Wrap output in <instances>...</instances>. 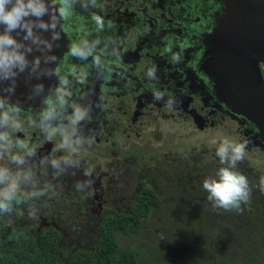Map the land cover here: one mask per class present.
<instances>
[{
	"label": "flooded vegetation",
	"instance_id": "obj_1",
	"mask_svg": "<svg viewBox=\"0 0 264 264\" xmlns=\"http://www.w3.org/2000/svg\"><path fill=\"white\" fill-rule=\"evenodd\" d=\"M219 7L220 0H76L72 14L61 22L64 35L53 46L56 55L51 54L57 58L55 70L70 81L63 89L69 101L63 127L47 139L37 117L39 97L14 118L22 131L0 125L10 137L0 141L7 145L0 166L13 173L31 171L18 194L28 207L19 210L13 223L22 220L31 233L48 227L69 235L67 229L77 226L96 227L102 216L87 226L77 224L80 219L127 211L147 190L158 197L154 210L173 213L188 200L184 194L161 196L163 191L174 193L181 185L183 193L190 192L193 183L215 176L223 166L216 147L233 134L235 142H246L245 157L235 170L247 177L251 195L241 205L245 212L264 211L259 187L264 168L257 162H264V142L252 121L225 103L214 77L203 68L205 42ZM93 14L102 17L103 29H97ZM84 35L100 42L96 55L102 67L92 57L78 60L69 54L71 43ZM73 69L84 74L82 82L71 75ZM74 111L83 117L76 124L71 122ZM16 140L36 152L19 169L11 161L21 154ZM78 184L84 187L78 190ZM127 184L132 193L116 196Z\"/></svg>",
	"mask_w": 264,
	"mask_h": 264
},
{
	"label": "clouds",
	"instance_id": "obj_2",
	"mask_svg": "<svg viewBox=\"0 0 264 264\" xmlns=\"http://www.w3.org/2000/svg\"><path fill=\"white\" fill-rule=\"evenodd\" d=\"M75 2L76 0H0V85L5 81L10 82L7 88L0 90V125L16 132L23 130L22 125L14 119L20 116L23 107L18 101H12L11 95L14 93L18 75L27 73L29 78L38 81L32 86L29 99L42 98V107L37 117L47 139L53 140L63 127L62 121L66 118L69 107L63 89L70 85V81L54 68H42V64L51 65L57 62V58L51 53L55 42L61 38L58 29L61 28V22L72 14ZM91 18L98 30L103 29L102 17L93 14ZM45 32L50 33V36L41 35ZM99 43L98 40L89 42L87 35L80 36L71 43L69 54L78 60L92 57L93 63L100 68L102 62L96 55V46ZM34 49L40 56H32L30 60L29 56ZM71 75L82 82L83 73L77 74L73 69ZM45 77H56L57 85L49 86L46 91L41 79ZM82 118L79 111H74L71 122L76 124ZM9 139L7 133L0 132V141ZM15 146L21 150V154L13 155L11 161L19 169V166L24 165L25 157L34 156L36 152L29 143L22 140H16ZM62 146L58 145V148ZM245 148L246 142H233L228 139L222 140L216 147L215 154L223 166L218 168L215 176L206 177L202 183L203 189L208 193L207 199L215 208L240 210L241 204L249 201L251 190L248 179L235 170L236 165L245 157ZM6 150L7 145L0 144V154ZM51 163L53 167L59 165V161L55 159ZM30 176V169L27 172L17 170L13 173L7 167L0 166V214L11 213L13 204L22 202L18 194L21 187L30 181ZM83 187L84 185H77L78 190ZM259 187L264 192V175L260 177Z\"/></svg>",
	"mask_w": 264,
	"mask_h": 264
},
{
	"label": "trees",
	"instance_id": "obj_3",
	"mask_svg": "<svg viewBox=\"0 0 264 264\" xmlns=\"http://www.w3.org/2000/svg\"><path fill=\"white\" fill-rule=\"evenodd\" d=\"M19 198L22 202L19 204L14 203L11 213L0 214V264H141V250L129 244L122 245L119 234L141 235L144 229L149 228L150 219L155 213L159 212V209L154 210V207L158 208V197L150 194L147 190L145 194L135 200L133 206L127 211L106 212L101 219H97L96 234L94 233L90 245L80 238L79 242L76 241L74 244L64 246L63 235L55 228H43L39 232L35 229L32 233L30 230L23 229L21 231H8L7 224L13 223V220L20 214L19 210L21 208L28 207L25 204V198ZM173 213L177 215V218L170 216L167 218L173 225L179 226L177 225L179 223L178 216H181L177 212ZM256 213L258 218L254 222ZM248 216L250 222H252L250 226L256 228L257 226L254 224L258 225L264 221V211L248 212ZM197 219L199 218L196 212L191 222L192 230L198 232L196 237L185 242L184 246L172 242L177 246L174 245L176 247L171 248L173 249L172 256L169 261H166L167 264H218L216 260H213L216 255L212 251V247L216 245L215 240H210L216 236L205 234L203 230L205 228ZM167 226L165 224L163 227L155 226L153 228L158 229V234H161L163 232L161 230L168 228ZM257 231L255 230L253 234L244 235L239 240L238 245L223 242L221 246L223 249L232 250L243 256L248 264H264V252L262 248H259L261 244L257 246L256 242L258 240L254 238V235L258 236ZM236 240L238 239H233V241ZM153 241H155V238ZM208 241H211V243H206ZM163 244L160 245V248L165 252L168 246ZM153 245L156 247V242H153ZM184 250L187 254H190L189 257L182 255ZM184 260L187 263H184Z\"/></svg>",
	"mask_w": 264,
	"mask_h": 264
},
{
	"label": "water",
	"instance_id": "obj_4",
	"mask_svg": "<svg viewBox=\"0 0 264 264\" xmlns=\"http://www.w3.org/2000/svg\"><path fill=\"white\" fill-rule=\"evenodd\" d=\"M215 15V25L205 42L203 68L214 77L225 103L249 118L264 142V0H220ZM58 31L62 37V23ZM53 53L56 55L54 49ZM36 55L33 51L29 59ZM46 67L55 69V64ZM41 79L45 87H54L55 77ZM37 82L27 73L19 74L11 100L28 106L30 91ZM8 83L0 85V90Z\"/></svg>",
	"mask_w": 264,
	"mask_h": 264
},
{
	"label": "rangeland",
	"instance_id": "obj_5",
	"mask_svg": "<svg viewBox=\"0 0 264 264\" xmlns=\"http://www.w3.org/2000/svg\"><path fill=\"white\" fill-rule=\"evenodd\" d=\"M234 136V134H233ZM233 136H226L224 139H228L230 141H234ZM210 139L208 142L210 143ZM127 151H132V149H128ZM130 154L127 153V155ZM256 158V157H255ZM253 158L252 160H255ZM258 164L264 168V162L263 161H257ZM174 163L173 165H175ZM167 172V171H166ZM171 172V169L169 170ZM177 173L175 170H173V174ZM135 177V176H132ZM182 181L186 182V177L179 176ZM169 179H166L165 182L169 185ZM202 182V181H201ZM190 186V183L187 182ZM194 184L193 191L192 189L190 192H182L184 188L181 187V185H176L173 189L174 193L169 192V189L166 188L163 184L161 187H165L166 189L163 191L161 196H171L172 194H176L179 198L182 194H184L185 198L188 200V203H184V206L181 205L180 208H177L175 212H177L181 217L179 218V223L176 225H173L167 217L177 218V215L171 212L167 211H159L154 214V216L150 219V225L149 228H146L143 230L142 234H136L134 236H128L125 234H119V238L122 245H132L137 248H139L142 252V263L141 264H167V260L169 261L172 256V247H176L177 244L179 246H184L185 242L191 241L196 237L197 231L192 230V219L195 217V214L197 212L198 218L197 221L201 222V225L205 228L204 233L210 236V234H214L216 237L212 238L210 240H215V246L212 247V251L216 253L213 260H216L218 264H248L246 259L243 258V256L235 253L232 250H226L223 249L221 246L223 242L230 244V243H236L237 245L240 243L239 240L243 238L244 235L247 234H253L255 233V230L257 231V237L254 235V238L258 240V244H261L259 248H262L264 252V221L260 222V224H254L257 226V228L254 226H250L252 222L249 220L248 212L244 211V206L241 205L240 210H231L227 211L222 208H215L212 204V202L207 201V198H205L207 195H205V190L202 187V184L199 185ZM184 185V184H183ZM198 187V188H197ZM131 186L127 184V188L123 189L122 191L120 189L117 190L115 193L116 196L122 194H131L133 190H131ZM170 200V198H168ZM181 200V199H180ZM187 202V201H186ZM171 205V204H170ZM184 207V208H183ZM183 208V210H181ZM105 213L101 214H93L91 213L90 216H87L86 218L80 219V221L77 224L86 226L88 225L89 221L92 222L94 219L101 217ZM258 216L257 213L255 215L254 222L257 220ZM165 219V221H164ZM76 219L75 221H78ZM97 221V220H96ZM22 220H19L17 223L7 224L8 231L11 232L13 230H30L29 228L25 227L21 223ZM190 222V223H187ZM152 223V224H151ZM167 224L168 228L162 229L163 231L161 234H158V229H155L153 227L155 226H165ZM97 227V223H96ZM96 227L89 228V227H82L77 226L72 229H67V232H69V235L61 234L63 235V243L64 246L74 244L80 241V238L82 241L87 242L89 245L92 241V238L94 237V233L96 234ZM48 228V227H45ZM40 230V229H39ZM60 231V230H59ZM234 231V233H233ZM63 233H66V229ZM233 234H235L233 236ZM155 238V241L153 239ZM233 239H238L236 241H233ZM153 242H156L157 246L154 247ZM172 242H175L177 244H173ZM165 244L168 246L167 250L164 252L161 248V244ZM206 243H211V241H208ZM163 244V245H164ZM218 244V245H217ZM176 245V246H174ZM211 246V245H209ZM176 250V248H175ZM240 252V251H238ZM181 255V254H180ZM182 255L184 257H189L190 254H187L184 250V253L182 252ZM187 263L186 260H184V263ZM188 264V263H187Z\"/></svg>",
	"mask_w": 264,
	"mask_h": 264
}]
</instances>
